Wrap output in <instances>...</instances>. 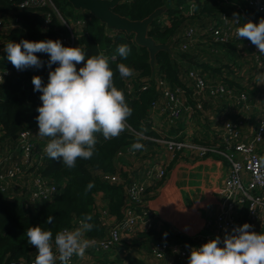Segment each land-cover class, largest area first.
<instances>
[{
    "label": "trees",
    "instance_id": "trees-1",
    "mask_svg": "<svg viewBox=\"0 0 264 264\" xmlns=\"http://www.w3.org/2000/svg\"><path fill=\"white\" fill-rule=\"evenodd\" d=\"M21 1L0 0V18L10 23L11 26L3 36L4 45L0 51V69L9 71L4 81L0 83V154L9 153L8 151L18 148L17 137L20 133L38 134L36 117L39 113L36 109L41 106L42 101L39 99L41 93L33 90L32 78L40 76L44 84H47L49 71L47 61L50 58L48 54L36 53L38 58L45 62V67L17 70L8 61L4 46L11 41L16 43L25 39L33 42L49 39L55 41L60 37L68 36L66 27L52 8H21ZM52 2L66 21H82L80 27L75 30L77 47L82 49L86 59L101 54L108 58L109 66L114 72V84L123 91L126 102L132 109V114L128 118L126 130L119 137L105 140L101 134H96L97 144L92 158L78 159L76 166L72 169H68L62 161L53 160L47 156L44 149L48 138L38 136L37 140H32L33 148L27 163L29 166L26 170H24L25 166L20 168L25 174L21 176L19 186L11 184L6 191H0V264H13L18 261L34 263L36 251L27 243L25 234L26 230L32 226L50 230L54 237L63 229L74 230L79 226L80 220L90 214L95 228L86 233V238L98 243L107 236L106 218H114V225H117L122 221L126 209L130 208L140 212L139 205L129 203L124 190V186L139 182L137 177L120 172V183L112 184L104 180L103 176L118 173L114 165L117 152H135L144 163L153 162L158 157V146L139 137V134L160 137L152 121V107L158 104L164 96L157 87L158 81L162 80L169 90L190 86L189 81L182 79L181 76L188 70L198 69L208 74L209 77H213L211 79L223 81L228 88L237 87L247 90L246 84H251V76L247 77L249 79L247 82H244L243 77L239 81L238 78L233 77L230 68H239L240 65L247 67L251 65V62L254 63L250 56L254 51V45L251 44L248 48L244 43L236 41L230 44H216L208 34H205L203 35L205 41L196 44L197 48L206 46L207 54L201 56L197 54L196 45L186 51L177 49L184 36V31L189 27L210 31L214 22L216 23L222 14L229 17L239 16L240 11L234 8L233 3L241 7L251 22L259 23L260 19H264V13L259 14L250 9L246 0H125L113 11L133 21L143 20L155 10L168 6L167 11L151 24L148 36L159 44L170 43L174 54L158 52L155 56L154 70H152L146 49L137 46L132 35L106 29L91 15L75 12L66 0H52ZM191 4L193 8H190ZM234 13L235 16H233ZM46 16H49L47 23H45ZM120 44H127L131 48L127 59L121 58L116 52ZM195 49L193 56L189 52ZM244 54H249L251 61L248 60L245 63ZM195 56L199 57L197 62L194 60ZM207 59L218 62L219 66L211 65ZM118 63H125L133 69V75L121 78L117 71ZM57 66L53 65L52 69L54 70ZM82 66H84L83 63L76 65L77 70ZM205 104L206 102L203 103L204 106ZM202 112L204 110L194 111L193 114L200 117ZM208 119L214 120L213 116ZM164 125L169 129L173 127ZM214 125L206 126L209 130ZM169 132L172 130L170 129ZM138 137L144 147L140 150H133L132 145L137 142ZM193 141L203 145L212 143L215 145L216 142V140L209 139ZM18 156L20 157V154ZM179 159L183 157L179 158L176 155L167 169H170L175 160ZM133 172L134 170L131 174ZM35 178L42 184L56 189L50 199L42 202L28 200V191ZM89 182L94 183V187L86 192L85 189ZM160 184L152 186L153 189L159 187ZM98 193L103 196L104 211L100 210L95 203V196ZM259 193H264V191L255 192V194ZM248 205V202L243 204L241 225L248 223ZM48 216L54 217L52 224L45 223ZM165 233H167L166 236ZM133 236L132 240L127 242L121 240L110 250L118 249L128 264H144L132 256L133 252H148L157 243H165L170 248L175 245L200 246L199 241L174 232L167 225H164L160 231L134 230ZM107 252L109 251L95 253L99 255ZM167 261L168 259L165 263Z\"/></svg>",
    "mask_w": 264,
    "mask_h": 264
},
{
    "label": "built area",
    "instance_id": "built-area-1",
    "mask_svg": "<svg viewBox=\"0 0 264 264\" xmlns=\"http://www.w3.org/2000/svg\"><path fill=\"white\" fill-rule=\"evenodd\" d=\"M246 1L250 9L259 14L264 13V0ZM233 6L240 11L239 16L229 17L222 14L218 21L216 23L214 22L210 31L200 30L196 27L187 28L179 43V49L186 51L194 47L197 43L205 41L203 40V35L205 34H208L210 39L216 44H230L236 41L238 43H244L249 48L251 42L247 39H238L236 37V29L250 20L247 19V15L238 4L233 3ZM20 7L52 8L68 31V36L60 37L58 40L65 47H77L75 30L80 27L82 21L73 22L63 19L53 5L52 0H22ZM190 8H193V4L190 5ZM48 19L49 16H46L45 23H47ZM236 20H239V23ZM242 20L244 21L242 22ZM10 27L4 19L0 18V51L4 45L3 36ZM243 56L245 63L250 60V56L252 57L254 63L251 62V64L254 71L264 70V55H261L255 46L250 56L249 54H244ZM230 69L232 70L233 77L235 79L238 78L240 81L244 72L238 74L236 71L240 70L238 67H231ZM8 74L9 71L0 69V76L3 77V81ZM181 78L189 81L188 83L192 86L189 99L185 97L186 100L183 98L184 91L182 89L176 88L175 90H169L162 80L157 83V87L160 88L164 96L158 104L153 105L152 110L156 108L161 109V112L167 118V125L174 126L180 120L182 113L189 112L188 115H192L194 111L201 112L204 110L201 98L205 99V96H208L213 100L231 104L235 107L238 114H240L239 116L248 115L252 110L256 109L259 117L253 132L251 134H243L240 130L242 126L240 121L235 123L223 117L219 122V128L215 132V137L219 140L215 142V145L213 143L203 145L194 142L192 139L166 138L161 135L160 137H152L139 134V137L161 147L168 154L170 161L174 160L176 155L179 158L183 157V159L192 161L205 159L211 155H218L228 163L229 173L217 192V195L221 199L217 213L212 220L206 222V226L216 230L217 236L221 238V244L219 246L223 247L222 241L226 232L232 234L233 228L241 225V210L245 202L249 203L247 217L248 223L253 226L252 230L258 233L264 232V193L255 194L257 191H264V91L261 102L253 105L250 102L247 90L235 87L228 88L223 81L208 78L197 69L188 70ZM188 100L192 101L191 106L187 105ZM34 135L29 132H22L17 137L18 148L22 149L23 153L24 148L27 149V154L31 153L33 148V142L31 141L34 139ZM123 153L117 152L116 157L122 156ZM130 154L136 155L135 152H130ZM8 158L10 159L9 153L0 154L1 192L6 191L20 173V168L18 169L16 166H13L14 168L5 167L8 165L6 164ZM28 159L27 163L29 162ZM168 164L164 163L156 168L153 165L149 166L146 169V176H144L145 180L143 182H133L124 186L125 195L129 203L139 205L141 211L136 212L134 209H126L122 221L110 227L104 239H101L98 243L91 242L86 252L110 251L113 245L121 241L122 234L131 235L139 226H142L145 230H159L162 227L161 221L150 216L148 210H144L142 202L147 194L146 184L155 186L158 183H162L167 174ZM103 179L112 184H119L121 178L119 173H117L114 175H104ZM28 192V200L30 202H42L50 199L55 194L56 189L42 184V182L35 178L32 180V187ZM199 238L200 246L204 242L207 243L214 239L211 236ZM191 248L198 247L175 245L170 248L165 243H157L150 250V254L156 262L164 263L168 259V264L174 262L188 264ZM75 257L74 255L71 258L69 264L73 262ZM13 264L34 263L18 261Z\"/></svg>",
    "mask_w": 264,
    "mask_h": 264
},
{
    "label": "clouds",
    "instance_id": "clouds-1",
    "mask_svg": "<svg viewBox=\"0 0 264 264\" xmlns=\"http://www.w3.org/2000/svg\"><path fill=\"white\" fill-rule=\"evenodd\" d=\"M236 37L247 39L264 55V19L259 23H243L236 29ZM4 51L17 70L45 67V62L36 53L50 57L47 84L40 76L32 78L33 90L41 93L39 99L42 101L36 109L39 113L37 135L48 138L44 151L49 158L62 161L72 169L78 159L92 158L96 134L111 140L126 130L132 109L123 91L114 84V72L106 56L101 54L86 59L80 47H65L61 41L51 39L11 41L4 46ZM116 52L127 59L131 48L120 44ZM81 63L84 66L77 70L76 65ZM53 65L58 66L53 70ZM117 71L121 78L133 75V69L125 63H118ZM0 81L3 82L2 76ZM143 147L138 137L132 148L140 150ZM93 187L94 183L89 182L85 191ZM92 219L90 214L85 215L74 230L63 229L54 237L52 231L40 226L28 228L25 233L27 243L36 251L34 264H56L57 259L60 264H69L74 255L83 258L91 245L85 234L95 228ZM53 220V216H48L45 223L52 224ZM252 229L249 223L234 227L232 234L225 233L223 247L219 246L221 238L217 236L198 248H191L188 264H264V232Z\"/></svg>",
    "mask_w": 264,
    "mask_h": 264
},
{
    "label": "crops",
    "instance_id": "crops-1",
    "mask_svg": "<svg viewBox=\"0 0 264 264\" xmlns=\"http://www.w3.org/2000/svg\"><path fill=\"white\" fill-rule=\"evenodd\" d=\"M239 69H244V67L240 65ZM247 84L250 102L253 105L259 104L262 100L264 88L258 91L257 87L256 89L254 88L255 84H248L249 86ZM191 87L178 88L184 91L183 98L185 100V97L189 99ZM201 99L203 103L206 102V107L203 105L204 112H202V116L188 115L189 112L182 113L180 120L170 128L172 132H169L170 129L164 125L167 122V118L161 112V109H153L152 121L158 133L166 138H187L201 141L209 139L218 142L219 140L216 139L215 132L219 128L218 122L223 117L235 123L240 121L242 123L240 130L243 134H251L253 132L259 117L256 109L252 110L248 115L239 116L240 114H238L235 107L231 104L213 100L208 96H205V99ZM187 105L191 106L192 101L188 100ZM211 116H213V121L208 119ZM209 124H217L218 126H211L208 130L206 125ZM157 151L159 155L153 162L146 161L144 163L136 155L123 153L122 156L114 158V165L118 173H128L131 177H137L139 181L142 180L143 182L145 180V171L149 165H153L156 168L164 163H169L168 168L171 162H173V160L170 161L168 154L161 147H157ZM133 170L134 172L131 174ZM228 170V163L218 155H211L205 159L195 161L189 159L175 160L174 165L166 170V178L159 187L153 189L152 184H146L148 191L143 199L142 206L144 210H148L150 216L162 222L161 229L164 225H167L170 230L197 241H199V237L203 236L215 238L217 236L216 230L207 227L206 222L212 220L217 213L219 203L221 202L217 192L228 175ZM95 203L100 210H105L102 194L98 193L95 196ZM105 223L109 229L114 225L115 219L112 217L106 218ZM136 230L145 231L142 226H139ZM133 238V233L131 235H121V240L125 242ZM132 256L144 264L169 263V261L167 263L156 262L153 260L150 251L133 252ZM56 264H60L59 259H57ZM71 264H128V261L124 259L118 249H113L99 255L91 251L85 252L83 258L76 256ZM170 264L181 263L174 262Z\"/></svg>",
    "mask_w": 264,
    "mask_h": 264
},
{
    "label": "water",
    "instance_id": "water-1",
    "mask_svg": "<svg viewBox=\"0 0 264 264\" xmlns=\"http://www.w3.org/2000/svg\"><path fill=\"white\" fill-rule=\"evenodd\" d=\"M75 12H82L85 15H91L106 29L113 32H122L126 35H132L134 43L146 49L149 56V64L154 70L155 56L158 52L164 51L173 55L170 43H156L150 36L148 30L151 24L159 19L168 6L161 7L152 12L148 17L140 21L129 20L116 14L114 8L125 0H66ZM154 74V71H153Z\"/></svg>",
    "mask_w": 264,
    "mask_h": 264
},
{
    "label": "rangeland",
    "instance_id": "rangeland-1",
    "mask_svg": "<svg viewBox=\"0 0 264 264\" xmlns=\"http://www.w3.org/2000/svg\"><path fill=\"white\" fill-rule=\"evenodd\" d=\"M205 47L206 46L198 47L197 48V45H196V48L198 49V53L197 54L198 55H201V56L206 55L207 54V51L205 50L206 49ZM177 49L179 51H181L179 48H177ZM195 51H196V49L193 50V51L191 50L189 53L191 55L193 54V56H194ZM198 58H199L198 56H195V59H194L195 62H197ZM207 60H209V59H207ZM209 61L210 62H208V63H210L211 65H217V66H219L218 62L212 61V60H209ZM221 62H219V63H221ZM236 71H237L238 74H241L243 72L245 74L246 73L245 71H247L248 74L243 75L244 82L249 81V79H247V77L251 76L252 77L251 84H253V85L255 84L254 88L256 89V87H257L258 91H261L263 89V86H264V70L263 69H261V70H255L254 71V68L252 67V64H251L250 66L247 65V67L244 66V69L236 70ZM203 75H204V73H203ZM205 76L208 77V78H213V77H209L208 74H205ZM254 88H252V89H254ZM36 138H38V135H34V139L33 140H37ZM19 149L20 148H16V149H12V150L8 151L9 154H10V159L8 158V162L6 163L8 165L5 166V167H7V168H10V167L14 168L13 166H16V168L19 169V168L25 166V169L24 170L27 169V167L29 166V165L27 166V158L30 157V153L27 154V149H25V148L23 149L24 150V153H23L22 149H20V150ZM19 154H20V157L18 156ZM24 174H25L24 171H21L20 170V173L16 176V179H15L16 182H14L15 181L14 180L12 182V184H14V186H17L18 187L19 186V180L22 178L21 176L24 175ZM165 178H164V180H165Z\"/></svg>",
    "mask_w": 264,
    "mask_h": 264
}]
</instances>
